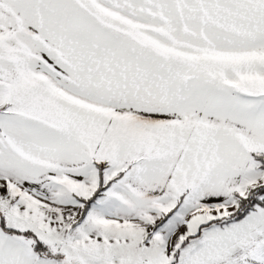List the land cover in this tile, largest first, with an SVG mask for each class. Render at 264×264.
Here are the masks:
<instances>
[{"label":"snow or ice","instance_id":"snow-or-ice-1","mask_svg":"<svg viewBox=\"0 0 264 264\" xmlns=\"http://www.w3.org/2000/svg\"><path fill=\"white\" fill-rule=\"evenodd\" d=\"M0 264H264V0H0Z\"/></svg>","mask_w":264,"mask_h":264}]
</instances>
